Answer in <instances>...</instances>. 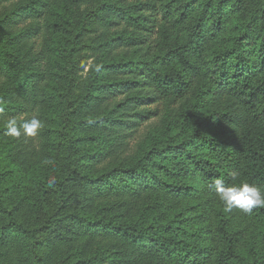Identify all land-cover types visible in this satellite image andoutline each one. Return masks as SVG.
I'll return each mask as SVG.
<instances>
[{
	"label": "trees",
	"instance_id": "trees-1",
	"mask_svg": "<svg viewBox=\"0 0 264 264\" xmlns=\"http://www.w3.org/2000/svg\"><path fill=\"white\" fill-rule=\"evenodd\" d=\"M0 108V264H264V0H0Z\"/></svg>",
	"mask_w": 264,
	"mask_h": 264
},
{
	"label": "clouds",
	"instance_id": "clouds-1",
	"mask_svg": "<svg viewBox=\"0 0 264 264\" xmlns=\"http://www.w3.org/2000/svg\"><path fill=\"white\" fill-rule=\"evenodd\" d=\"M2 112L3 109L0 108V113ZM42 128V121L35 115L19 123L16 118L9 117L4 123V134L14 138H20L21 136L34 138ZM45 163H51V161L46 160ZM230 175L233 180H236L239 174L232 172ZM55 183V177H50L48 180L49 186ZM212 187L219 200L223 203L226 212L238 209L245 213H250L254 207L264 206V189L256 184L240 182L226 186L222 180L217 179Z\"/></svg>",
	"mask_w": 264,
	"mask_h": 264
},
{
	"label": "rangeland",
	"instance_id": "rangeland-1",
	"mask_svg": "<svg viewBox=\"0 0 264 264\" xmlns=\"http://www.w3.org/2000/svg\"><path fill=\"white\" fill-rule=\"evenodd\" d=\"M140 130H141V131H142V133L144 134V132H145V130H146V129H145V125H144V126H142Z\"/></svg>",
	"mask_w": 264,
	"mask_h": 264
}]
</instances>
